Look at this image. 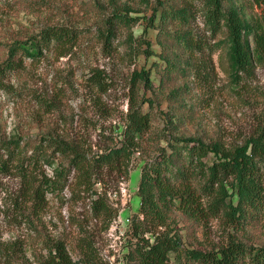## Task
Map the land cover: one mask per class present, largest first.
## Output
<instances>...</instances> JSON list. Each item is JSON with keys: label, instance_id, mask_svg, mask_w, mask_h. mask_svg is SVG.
Masks as SVG:
<instances>
[{"label": "rangeland", "instance_id": "rangeland-1", "mask_svg": "<svg viewBox=\"0 0 264 264\" xmlns=\"http://www.w3.org/2000/svg\"><path fill=\"white\" fill-rule=\"evenodd\" d=\"M200 1L0 0V62L15 43L12 40L35 34L43 26L66 25L78 31L62 55L51 48L33 59L14 57L16 68L5 74L0 87V139L37 142L47 135L89 157L122 139L130 101L147 117V130L125 168L93 169L87 187L77 183L73 168L66 169L60 186L47 192L41 205L12 206L18 202V179L0 172V252L10 250L15 241L13 264L42 260L54 240H61L69 257L77 260L80 237L95 248L101 258L98 264H125L130 224L142 218L137 185L143 164L161 149L168 152L174 138L196 137L229 148L242 144L264 122V56L253 61L250 73L241 75L239 82L230 81L221 69L227 59L224 46L210 55L203 51L190 58L188 67L184 55L172 61L175 68L165 65L162 44L173 42L168 38L178 25L160 17L163 3L171 7L189 3L187 27L208 41ZM220 3L222 10L235 8L249 24L264 31L263 3ZM112 11L125 13L134 22L129 28H117L110 46L104 47L97 37L98 26ZM216 38H223V33ZM249 40L253 45V38ZM140 70L147 72L149 85L137 77L132 81L133 72ZM59 161L64 164L55 159L53 165ZM41 172L46 177L52 174L47 165L38 169ZM97 194L112 209L107 225L89 211V201ZM165 221L188 247L209 250L229 236L264 244L261 221L235 229L221 217L199 222L173 209ZM143 236H149V241L152 237L148 232ZM1 257L0 253V264Z\"/></svg>", "mask_w": 264, "mask_h": 264}, {"label": "trees", "instance_id": "trees-1", "mask_svg": "<svg viewBox=\"0 0 264 264\" xmlns=\"http://www.w3.org/2000/svg\"><path fill=\"white\" fill-rule=\"evenodd\" d=\"M200 2L205 7L203 24L208 41L188 29L189 3L174 7L163 3L160 17H168L178 25L168 38L173 42L162 44L166 51L164 63L175 68L172 61L184 55L187 58L184 65L188 67L190 58L203 51L210 55L224 46L227 59L221 69L230 81L239 82L241 75L250 73L253 61L264 56V31L249 24L235 8L222 10L220 0ZM255 2L264 4V0ZM133 22L127 14L112 11L98 26L97 37L104 47H109L117 28H129ZM77 32L74 27L52 24L26 38L12 40L15 43L8 47L6 57L0 62V87L5 74L16 68L15 56L33 59L51 48L62 55L65 47L77 39ZM220 33L223 38L217 39ZM127 38L131 39L129 32ZM136 77L145 85L150 84L147 72H133L132 81ZM96 84L99 86L100 81ZM146 130V115L130 101L122 139L89 157L47 135H42L37 142L13 137L0 139V172L13 173L18 179L15 195L18 202L12 206L20 202H29L31 206L44 203L45 194L60 186L66 169L73 168L77 183L87 187L93 169L106 167L119 171L125 168L135 144ZM173 141L168 152L161 149L141 167L137 194L142 218L130 224L125 264H264V244H247L229 236L223 244L209 250L188 247L181 243L176 229L168 227L165 221L173 209L199 222L221 217L235 229L264 222V122L242 144L229 148L216 141L205 143L196 137L174 138ZM55 159L64 164L59 161L54 166ZM42 165L50 168L51 176L38 173ZM88 207L93 218L100 217L107 225L112 209L102 195L92 198ZM160 226L166 228L158 230ZM147 232L152 235L150 241L149 236H143ZM11 244L10 250L0 252L1 264L14 263L15 241ZM76 248L80 257L72 260L63 242L54 240L46 246L42 260L19 264H98L101 261L95 248L82 237L77 239Z\"/></svg>", "mask_w": 264, "mask_h": 264}]
</instances>
